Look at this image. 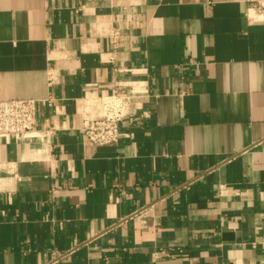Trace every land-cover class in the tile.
I'll return each mask as SVG.
<instances>
[{
  "label": "crops",
  "instance_id": "obj_1",
  "mask_svg": "<svg viewBox=\"0 0 264 264\" xmlns=\"http://www.w3.org/2000/svg\"><path fill=\"white\" fill-rule=\"evenodd\" d=\"M245 8L0 0V100H32L38 131L0 138V264H264V24ZM118 91L117 144L90 145L82 114Z\"/></svg>",
  "mask_w": 264,
  "mask_h": 264
},
{
  "label": "built area",
  "instance_id": "obj_2",
  "mask_svg": "<svg viewBox=\"0 0 264 264\" xmlns=\"http://www.w3.org/2000/svg\"><path fill=\"white\" fill-rule=\"evenodd\" d=\"M244 17L253 24H264V0H244ZM116 40V36L114 37ZM117 46V41H113ZM100 118L88 112L82 114L80 134L93 146L115 145L120 138L119 125L129 104V97L115 92L99 100ZM33 101L29 99L0 100V138L17 140L34 135ZM172 249H161L158 256L167 255Z\"/></svg>",
  "mask_w": 264,
  "mask_h": 264
}]
</instances>
